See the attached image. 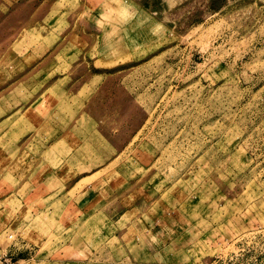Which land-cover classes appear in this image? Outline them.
<instances>
[{
	"label": "rangeland",
	"instance_id": "obj_1",
	"mask_svg": "<svg viewBox=\"0 0 264 264\" xmlns=\"http://www.w3.org/2000/svg\"><path fill=\"white\" fill-rule=\"evenodd\" d=\"M18 240L33 264H264V0H0Z\"/></svg>",
	"mask_w": 264,
	"mask_h": 264
},
{
	"label": "crops",
	"instance_id": "obj_2",
	"mask_svg": "<svg viewBox=\"0 0 264 264\" xmlns=\"http://www.w3.org/2000/svg\"><path fill=\"white\" fill-rule=\"evenodd\" d=\"M32 114L33 115H36L37 114V112H33L32 111V109H29V111H27L26 112V117L27 116H30V118L32 117ZM30 143H25V144H29V145H32L33 144V141H32V139H30V141H29ZM34 142H36V139H35V141ZM36 144L37 145H41L42 143L41 142H36ZM45 192H49V190H47V191H45ZM49 193H52L53 194V192L52 191H50ZM87 193V195H88V192H86ZM96 208V207H95ZM88 210H89V208H87ZM95 215V213L93 214V216ZM19 248H25V249H23V250H19ZM1 254H8V255H10V256H12L13 258H15V259H20V260H25V261H27L28 262V264H33L34 262H37V259H36V257H34L33 259H29L30 257H32L33 256V254H34V252L32 251V249L30 248V250H28V243H24V241L23 240H18V242L17 243H14L11 247H10V249H9V251H3V250H1V248H0V255ZM29 261H34V262H29ZM40 263V262H39ZM42 264V263H41ZM44 264V263H43ZM45 264H49V263H45ZM55 264V263H54ZM59 264V263H58Z\"/></svg>",
	"mask_w": 264,
	"mask_h": 264
},
{
	"label": "built area",
	"instance_id": "obj_3",
	"mask_svg": "<svg viewBox=\"0 0 264 264\" xmlns=\"http://www.w3.org/2000/svg\"><path fill=\"white\" fill-rule=\"evenodd\" d=\"M9 239H13V236H9ZM0 264H28V262L25 260L15 259L8 254H1Z\"/></svg>",
	"mask_w": 264,
	"mask_h": 264
}]
</instances>
